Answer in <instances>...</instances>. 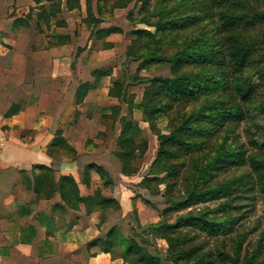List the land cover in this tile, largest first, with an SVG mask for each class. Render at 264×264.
Wrapping results in <instances>:
<instances>
[{
  "label": "trees",
  "instance_id": "16d2710c",
  "mask_svg": "<svg viewBox=\"0 0 264 264\" xmlns=\"http://www.w3.org/2000/svg\"><path fill=\"white\" fill-rule=\"evenodd\" d=\"M35 7L31 8L24 18H17L13 22V30L21 26H28V20L34 16L38 22H42L46 28H50L52 22L55 27H65L66 23L60 16L63 12H70L80 9V0H31ZM152 0H84L86 16L82 19V23L89 30L87 42H100L101 49L108 50L113 47L111 42H105V39L112 34H124L123 30L118 27L102 28L100 25L106 20L114 17L116 10L129 9L126 13V20L130 30L127 31L129 36V44L125 48V62L138 63L135 74H122L121 77L111 79V86L108 90V97L115 101L114 104L100 110V119L102 121H110L111 128L119 124V134L115 139L116 150L112 152L119 173L124 177H135L140 172L141 161L147 151V142L141 138L140 128L131 119L132 108L141 110L145 120L150 124L152 134L155 135L158 144L155 160L152 162L146 174L141 181L136 184L137 187L147 191L150 195L164 197L170 193L169 177L171 173H177L171 164H167V159L174 157V152L181 151L182 154H190L193 151L202 147L203 143L191 138L180 136V132L184 131L187 135H196L197 132L186 125L192 119L204 118L210 121H225L233 119V121H242L245 117L256 112V114H264V101H257L255 98V86L252 79H257L259 82H264V68L251 66L253 64V55L257 44L250 43L246 37L238 32V26L243 29L246 26H251L253 19L260 18L259 14H255L252 19L242 22V16L238 13H231L227 8L234 10H245L247 4L244 0H208L211 4L220 6L221 11L216 15L218 32H224L226 38L202 35L201 31L196 34L180 35L182 39L180 47L175 52L166 56L161 54L160 46L162 41H167L169 44L176 46L178 32H174L177 28L182 27V14H173L172 10L159 8L157 5L154 10L149 9V3ZM167 1V0H162ZM184 0H176L175 5L183 4ZM137 3L140 7L137 8ZM226 8V9H225ZM249 13V12H248ZM157 17L156 22L151 23L150 19ZM190 30L195 29L193 22L195 18L185 20ZM199 20H197V23ZM143 23L149 26H154V32L146 30H136L134 24ZM166 28H171V31H166ZM197 30V29H196ZM56 40L57 45H63L69 42V37L59 36L55 33L51 34ZM219 43V46L212 45ZM81 49H77L79 52ZM223 60L216 65L215 62ZM202 63H209V68H202ZM187 64L196 65L199 68L194 70L184 71L183 67ZM157 65L170 66V78L155 77V78H140L138 73L142 70L150 69ZM249 65V66H248ZM252 71L251 77L246 76L247 70ZM126 73V72H125ZM93 82H85L78 85L74 94V104L82 103L87 92L94 87H97L100 80L111 75L110 69H95L90 73ZM133 82H148L145 90L144 101L139 106H134L128 98L127 88ZM220 94L224 96H219ZM232 99V101L230 100ZM199 104L192 106V111L185 116V121L181 125L186 128L164 127L169 131V134H162L161 130L155 125L160 121V118L165 117L172 111L173 106L180 102H197ZM224 101H228L227 106H223ZM120 104L128 106L129 113L127 116H120ZM131 108V109H130ZM163 123V122H159ZM172 123L175 124V122ZM203 133H206L202 130ZM102 132L97 134L100 137ZM90 142L88 141V144ZM224 142L219 144L217 152L207 160L210 167H223L230 163L234 166H246V173L242 174L238 180L242 187L249 186L253 181L252 189H256L261 194H264V155L256 157L255 155L248 156L246 160L243 157L246 155L244 150H233L229 147H223ZM250 145L255 146L256 142L250 140ZM262 147H264L262 145ZM172 148V150H170ZM261 149L260 151H263ZM48 153L54 157L75 159L76 151L67 143L61 136V131L57 130L55 137L51 143ZM235 160L240 161L235 164ZM246 163V164H244ZM90 170H94L101 179V188L95 190L93 196L80 197L77 183L71 176H60L56 181L54 179L53 170L44 166H33L31 175L32 181L29 178L25 179L26 188L32 189L37 199H52L56 194L59 195L62 204H54L51 208V214L55 211L60 213L66 212V209L77 211L80 204L86 205L90 209H97L98 212L111 210L113 212L120 211V204L114 198H106L102 195V189H111L114 186L110 174L101 166L88 165L85 167L84 174L88 176ZM209 171H198L197 181L204 179L205 174ZM161 175H164L161 177ZM201 175V176H200ZM208 176V175H207ZM232 179V178H231ZM85 183L88 180L85 179ZM161 184L165 185V191L162 194L158 188ZM207 189L204 192L196 191L197 185H190L186 188V193L183 198L168 197L166 205L169 211H178L188 209L194 202L203 201L205 197L216 198L222 194L235 193L236 188L230 182H220L213 188ZM162 195V196H161ZM143 199V198H142ZM233 199V198H232ZM144 200V199H143ZM145 201V200H144ZM148 202V201H146ZM103 222V218L100 223ZM219 225L216 221H211L203 218L201 215L188 214L178 217L172 224L160 225L156 223L152 226H147L145 229H153L151 232L157 233L160 239H163L167 244L166 256L167 260L172 264H177L180 260L186 259L191 250H182L181 244L183 239L178 237L179 231L184 228L198 227L207 229L210 232L215 230ZM132 234L125 238L121 234L119 227H112L107 231L104 237L97 238L88 243V247L97 246L103 253L113 255V251L118 249L121 264H162L161 260L150 254L143 246V242L135 240ZM29 242V241H28ZM27 242V243H28ZM193 252V250H192ZM112 258H114L112 256ZM222 259H228V256L221 254ZM119 264V263H118Z\"/></svg>",
  "mask_w": 264,
  "mask_h": 264
},
{
  "label": "crops",
  "instance_id": "0c3cea01",
  "mask_svg": "<svg viewBox=\"0 0 264 264\" xmlns=\"http://www.w3.org/2000/svg\"><path fill=\"white\" fill-rule=\"evenodd\" d=\"M34 7L31 0H0V264H121L120 259L103 253L99 247H88V243L104 237L112 227H121L122 219L130 211L120 202V196L127 195L125 189L119 186L120 191L123 190L119 193L115 185L116 177L126 181L130 178L119 171H114L113 175L108 165L88 159L103 140L97 137L103 127L99 122L100 110L113 103L108 90L111 79L117 75L110 67L96 66L82 79L77 78L75 68L79 57L87 51L93 52L88 48L89 30L82 23L86 16L84 0H80L79 10L69 12L81 13V23L87 31L84 42L76 47L72 58L70 54L66 56L64 49L73 43L74 31L67 29L69 24L63 18L60 19L66 26L62 28L55 27L52 22L48 29L32 16L28 26L13 30L14 20L24 18ZM117 11L120 10L114 12V17ZM125 21L128 25L126 14ZM108 27L111 26L102 28ZM52 33L70 40L57 45ZM118 35L112 34L105 39L113 44L111 49L115 48L111 38ZM102 68L110 69L111 75L102 78L97 87L87 92L82 103L75 105L78 85L92 83L91 71ZM92 108L99 111L96 121L99 127L95 131L89 128L93 125L89 122H94ZM57 130L76 151L75 159L48 153ZM88 141L89 146L86 145ZM37 165L52 169L56 181L60 176H71L77 183L80 197L93 196L95 190L101 188L100 176L94 170L86 176L85 167H103L114 186L102 189V195L119 202L120 215L109 217V212H117L108 210L102 214L84 204H80L77 211L66 209V212L51 214L54 204H62L59 195L49 200L37 199L32 189L26 188L25 179L32 181V167ZM121 234L125 238L130 236L123 230Z\"/></svg>",
  "mask_w": 264,
  "mask_h": 264
},
{
  "label": "rangeland",
  "instance_id": "374dc122",
  "mask_svg": "<svg viewBox=\"0 0 264 264\" xmlns=\"http://www.w3.org/2000/svg\"><path fill=\"white\" fill-rule=\"evenodd\" d=\"M247 4L245 10H234L227 8L228 12L238 13L242 16V22L250 20L255 14H259L260 18L253 19V23L250 26H246L243 29L241 25L238 26V32L242 36L246 37L247 41L256 43L257 47L253 55V64L251 66H257L264 68V0H244ZM176 0H152L149 3V9L152 11L158 5L159 8H163L167 11L172 10L173 14H182L184 21L182 27L176 28L174 32H178L177 39L175 40L176 46L169 44L167 41H162L160 46L161 54L166 56L172 55L175 50L180 47L182 39L180 35L186 36L188 34H196L201 31L202 35L207 33V36L211 37H223L226 38L224 32H218L219 27L217 25V17L219 11L222 10L220 6L211 4L208 0H184L183 4L175 5ZM140 7V3H137V8ZM226 9V8H225ZM127 10L117 11L113 19L104 22L102 27L107 26H118L121 27L124 32L127 33L130 27L125 21V14ZM249 12V13H248ZM82 15L79 11L72 13L64 12L60 17L68 22L67 29L70 28V32H74L73 43L65 47V54H70L72 58L75 49L78 45H81L84 41L87 31L81 23ZM189 18H195L196 22H193L195 29L190 30L185 20ZM157 17L151 18V23L156 22ZM197 20L199 22L197 23ZM136 30H146L154 32V26H149L143 23L134 24ZM197 29V30H196ZM166 31H171V28H166ZM67 31V30H66ZM120 34L114 36L111 40L114 42V47L111 50H101L100 42L90 43L89 50L93 52H86L82 54L78 59V65H76L75 72H77L79 80L82 79L90 68L96 66L110 67L113 69V73L117 77H121L122 74L134 75L138 63L125 62L124 50L125 46L129 44V36L127 34ZM183 43V41H182ZM212 45H218L213 44ZM95 50V51H94ZM223 60L216 61L218 65ZM202 68H209L210 64L201 62ZM249 66V65H248ZM62 68V66H61ZM66 69V67H64ZM170 66L157 65L147 70H142L138 73L140 78H155L165 77L170 78L169 72ZM199 67L196 65L187 64L183 67L184 71L194 70ZM253 70H247L246 76L251 77ZM126 72V73H125ZM252 83L255 86V98L257 101H264V82H259L257 79H252ZM148 86V82H133L128 85L127 93L128 98L134 106L144 101L145 90ZM219 96H224L220 94ZM102 97V96H101ZM232 101V99L230 98ZM113 101L112 104H114ZM197 102H180L173 106L172 111L165 117L160 118V121L156 122V127L161 130L162 134H169V131L164 127H178L186 128V125L191 126L194 131L198 129L200 132L194 136L187 135L184 131L180 132V136L185 138H191L192 140H198L203 143L202 147L193 151L190 154H182L181 151L174 152V157L171 159L166 158L167 164H171L174 171L177 173H171L169 177L170 193L164 197L158 195H150L147 191L136 186L142 177L148 171V168L155 160L157 152V141L155 135L152 134L150 124L145 120V116L138 108H132L131 119L141 130V138L147 142V152L143 159L138 162L140 165V172L135 177H130V180L117 178V190L120 191V187L125 189L127 195H130V199L120 196V202L124 208H128V216L122 219L121 227L123 232L128 235L137 236L135 240L143 242V246L146 250L157 256L162 264H172L167 260L166 249L167 244L163 239L155 232H151L153 229H145L147 226L160 223L172 224L175 220L184 215L193 214L201 215L203 218L216 221L219 223L218 227H215L213 232L207 229H201L198 227L184 228L179 231L178 237L182 238L181 249L184 251L191 250L190 255L183 260H180L177 264H264V194H261L255 188L252 189L253 181L249 186L242 187L238 178L246 173V166H234L230 163L225 164L223 167H210L207 160L217 152L218 145L224 142L223 147H229L233 150L241 149L244 150L246 155L243 160H246L248 156L255 155L256 157L264 155V114L251 113L248 117H245L242 121L221 120V121H210L204 118L192 119L185 126L181 125V122L185 121V116L192 111V106L199 104ZM228 101H224L223 106H227ZM131 109V108H130ZM120 116H127L129 113L128 106L120 104ZM91 115L94 118V122L89 124V128L97 129L99 111L92 108ZM175 122V124L172 123ZM102 127V142L98 143L96 151L93 155L88 158L89 161H96L97 163H103L108 165L112 170L118 173V165L111 156L112 152L116 150L115 139L119 134V124H116L114 128H111L110 121H102L99 119ZM91 126V127H90ZM204 130L206 133H203ZM250 140L256 142L255 146L250 145ZM236 148V149H235ZM172 150V148H170ZM264 157V156H263ZM235 164L240 161L235 160ZM246 164V163H244ZM107 166V167H108ZM209 171L204 173V179L197 181L198 171ZM208 175V176H207ZM164 175H161V177ZM201 176V175H200ZM232 178V179H231ZM124 180V181H123ZM234 184L236 191L235 193L222 194L220 197L210 198L205 197L203 201H197L192 204L188 209L169 211L166 205V199L168 197L183 198L186 193V188L190 185H197L196 191L204 192L207 189L213 188L220 182H230ZM118 184V185H117ZM163 194L165 191V185L161 184L158 187ZM112 189V188H111ZM128 190V192L126 191ZM162 196V195H161ZM145 200H143V199ZM233 198V199H232ZM148 201V202H146ZM120 212L108 213V216L117 217ZM193 250V252H192ZM221 254L228 256V259H222ZM114 258L119 257V251L116 249L113 251ZM125 264H127L125 262Z\"/></svg>",
  "mask_w": 264,
  "mask_h": 264
}]
</instances>
